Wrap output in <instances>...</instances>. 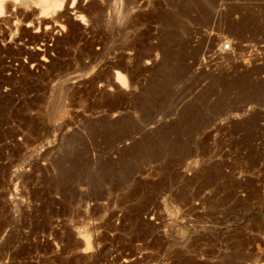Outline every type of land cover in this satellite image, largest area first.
<instances>
[{
  "label": "rangeland",
  "instance_id": "rangeland-1",
  "mask_svg": "<svg viewBox=\"0 0 264 264\" xmlns=\"http://www.w3.org/2000/svg\"><path fill=\"white\" fill-rule=\"evenodd\" d=\"M41 1L1 3L0 264H264V0Z\"/></svg>",
  "mask_w": 264,
  "mask_h": 264
},
{
  "label": "bare ground",
  "instance_id": "bare-ground-1",
  "mask_svg": "<svg viewBox=\"0 0 264 264\" xmlns=\"http://www.w3.org/2000/svg\"><path fill=\"white\" fill-rule=\"evenodd\" d=\"M39 1H41V0H39ZM43 2H46L45 0H42ZM41 1V2H42ZM1 3H2V0H0V13H1V10L3 11V9H2V6H1ZM48 3V2H47ZM60 3V2H59ZM132 3V2H131ZM44 4V3H43ZM4 5V4H3ZM55 5H58L57 3H56V0H55V2L54 3H52V4H46L45 6H43V9H42V13H45L48 9H50V11H51V7H54V9H56L55 7ZM41 7H42V5H41ZM58 8V7H57ZM47 14V13H46ZM219 37V36H218ZM215 41H216V43H219V42H221V39H219V38H216V39H214V40H208V43H210V44H212V46H213V43L215 44ZM210 44H209V46H210ZM214 47V46H213ZM221 53H223V52H221ZM225 53V52H224ZM219 54H220V52H219ZM222 58V57H221ZM228 61V60H227ZM229 62V61H228ZM118 75V74H117ZM117 78H120L119 76L117 77ZM122 78H120V80H121Z\"/></svg>",
  "mask_w": 264,
  "mask_h": 264
},
{
  "label": "built area",
  "instance_id": "built-area-1",
  "mask_svg": "<svg viewBox=\"0 0 264 264\" xmlns=\"http://www.w3.org/2000/svg\"><path fill=\"white\" fill-rule=\"evenodd\" d=\"M219 49L222 52H228L231 50V43L224 40V41L220 42Z\"/></svg>",
  "mask_w": 264,
  "mask_h": 264
}]
</instances>
